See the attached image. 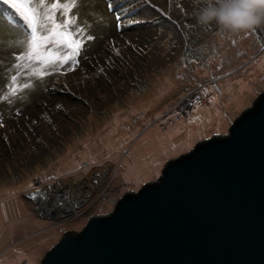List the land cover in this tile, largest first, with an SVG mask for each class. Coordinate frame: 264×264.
<instances>
[{"label": "rangeland", "instance_id": "obj_1", "mask_svg": "<svg viewBox=\"0 0 264 264\" xmlns=\"http://www.w3.org/2000/svg\"><path fill=\"white\" fill-rule=\"evenodd\" d=\"M55 2L34 7L49 27V15L70 19L83 43L78 55L49 45L59 59L50 68L21 43L29 29L0 0V264H40L63 233L111 213L168 160L227 135L264 91V26H201L196 0H61L69 10L53 11ZM83 178L89 199L79 215L24 197ZM65 193L59 201L76 203Z\"/></svg>", "mask_w": 264, "mask_h": 264}, {"label": "water", "instance_id": "obj_2", "mask_svg": "<svg viewBox=\"0 0 264 264\" xmlns=\"http://www.w3.org/2000/svg\"><path fill=\"white\" fill-rule=\"evenodd\" d=\"M40 264H264V91L227 135L168 160Z\"/></svg>", "mask_w": 264, "mask_h": 264}, {"label": "snow or ice", "instance_id": "obj_3", "mask_svg": "<svg viewBox=\"0 0 264 264\" xmlns=\"http://www.w3.org/2000/svg\"><path fill=\"white\" fill-rule=\"evenodd\" d=\"M3 3L10 5L11 9L15 10V13L19 15L22 22L29 29L30 34L21 43H27L29 53L36 56L38 62L47 60V67L55 68L59 66V59L56 57L55 52L48 51V46L53 43L65 48L67 51H72L74 55H78L83 42L75 38L78 37V33L69 30L71 28L70 19L67 22L64 20L56 21L49 15L47 17V20L51 24V27H49V24L44 23L45 17L34 7V0H3ZM108 7L112 8L113 4L110 3ZM61 8L69 10L70 5H62L61 0H56L55 3L51 4L53 11ZM117 20H122V17L117 16ZM141 22L147 21H141L135 18L127 21L129 24H138ZM42 28L44 31H41ZM92 38L91 36L87 37V39ZM41 48L44 49V55H40ZM64 62H68V59L66 58ZM12 79L15 80L16 77L13 76Z\"/></svg>", "mask_w": 264, "mask_h": 264}, {"label": "clouds", "instance_id": "obj_4", "mask_svg": "<svg viewBox=\"0 0 264 264\" xmlns=\"http://www.w3.org/2000/svg\"><path fill=\"white\" fill-rule=\"evenodd\" d=\"M199 25L215 24L223 32L239 33L264 26V0H196Z\"/></svg>", "mask_w": 264, "mask_h": 264}, {"label": "bare ground", "instance_id": "obj_5", "mask_svg": "<svg viewBox=\"0 0 264 264\" xmlns=\"http://www.w3.org/2000/svg\"><path fill=\"white\" fill-rule=\"evenodd\" d=\"M109 169L108 170L104 169L103 172L105 173V176H104L105 178L97 177L98 179L97 178L95 179L96 182H99L100 184L101 183L104 184L106 181ZM88 186H89V183L86 178L69 183L68 186H66L64 182L53 183V184L46 186L45 188L42 187V189L38 190L39 192H37L36 195L37 197L44 198L43 205L46 206L48 210L52 202L54 203L58 202L60 203V205L55 203V207H53V209L65 210L66 212H70V213L72 212L75 215H79V212L76 214L77 210L83 207L87 202L86 200L89 199V196L87 193L89 191L87 192L84 191L85 190L84 187H88ZM67 189L71 191L72 199L76 201V203L72 202V200L69 201V199H67L66 197H65L66 202H62L58 200L60 197H62V195L65 196L66 194L65 191ZM62 200L64 201V198Z\"/></svg>", "mask_w": 264, "mask_h": 264}]
</instances>
